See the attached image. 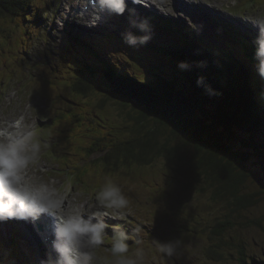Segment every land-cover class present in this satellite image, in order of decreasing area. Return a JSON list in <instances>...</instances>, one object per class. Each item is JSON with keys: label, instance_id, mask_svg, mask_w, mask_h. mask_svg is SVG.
<instances>
[{"label": "rangeland", "instance_id": "374dc122", "mask_svg": "<svg viewBox=\"0 0 264 264\" xmlns=\"http://www.w3.org/2000/svg\"><path fill=\"white\" fill-rule=\"evenodd\" d=\"M37 1L40 0L29 1L25 5V12L15 8L13 14L0 13V130L5 129L10 122L23 117L26 130L33 133V142H39L40 149L36 159L26 170L28 180L35 184H48L61 194L63 204L56 207L58 211H64L68 215L77 214L83 210L86 216H91L94 212L92 206L96 205L94 202L95 193L101 186L107 180L118 184L129 203L123 209H107L109 217L112 218L109 226L121 225L131 235L136 231L142 233L141 230L147 227L146 221L162 223L150 233H142L144 235L142 243L138 244L140 240L138 234L131 243L128 242L129 248L132 245L129 253H142L144 264H162V258L157 251L155 241L173 239H179L181 243L172 258H163L167 264H240L239 260L243 258L239 255L240 251L246 257L254 259L257 264H264V172L261 169V166L264 168V143L261 146L264 135L256 133L253 138H250L255 150L260 152H258L257 159L252 158L246 168H243L249 172L243 192L258 193V203L247 211L237 210L233 213L226 207L227 197L212 198L215 189L211 186L208 172L204 171L208 170V167H199L196 154H193L194 151L191 149L193 144L184 143V149L190 156V160L185 157L189 162L186 166L187 170L182 171L175 165L176 159L170 155L171 145L167 144V152L163 153L162 149L159 154H154L155 160H152L151 164L147 166L131 165L132 167L129 166L131 167L129 168L123 158L119 157L116 161L119 166L116 172L104 171L100 173L98 167H95L91 174L82 170L78 176H84L87 183L81 186L78 181L74 183L72 177L69 176L72 175V170L66 172V167L62 165L68 162L78 168L82 165L78 163L79 158L69 157L67 152L60 148L62 138L73 142L75 150L80 142H88L87 137L91 135H97L95 140L99 144H103L100 142L102 139H108L107 146L113 147L116 142L120 141L118 143H121L125 140V127L134 125L133 117L140 115L137 112L138 107L133 104L132 97L129 96H126L128 100L123 102L124 104L114 105L102 102L105 92L102 91L103 95L100 90H96L95 94L89 98L73 97L69 94L67 86L73 74L68 67L67 59L70 58V53L85 56L81 49L71 45V41L78 43L75 37L82 42L86 40V45L91 43L105 45L110 56L122 64L130 63L128 68L131 72L135 70L146 72V69L149 68L153 72L160 73L161 71L152 67L153 64H160L159 58L153 51L156 50V46L171 45L172 43L171 38L161 32L165 30L163 25L173 23L182 29L195 31L199 39L210 40L214 46L225 50L226 47H230L232 49L230 55L234 57V51L243 52L242 46L234 36H232L234 39L228 36L223 25L228 26L231 30L238 28L248 36L254 33L258 38H261L259 33L264 35V0H255L251 4H248V0H149L147 6H138L137 4L136 6L145 14L138 18V15L134 13V18H146L149 21L152 38L147 44L135 47L127 45L121 35L129 30L138 36L142 35L136 29L130 28V13L127 10L123 15L104 12L101 14L104 17H101L100 23L96 22L94 25L92 23L91 31L94 33V37L89 35L82 37L78 28L85 20H91L93 17L88 11L85 12L88 15L84 17L80 15V11L86 8L85 0H61L58 4L59 0H53L54 5L50 4V7L58 10L54 12V15L50 11L48 17H43L39 7H33L36 6ZM57 6L58 8H56ZM230 10L240 14L237 15L240 19L236 21L230 18L231 16L228 14ZM37 14L44 22L55 24L56 28L50 26V32L46 34L45 30H42L40 34L44 40H40L35 31H32L26 23H22V25H26L24 30L29 31L31 35L27 42L22 29H18V27L21 25L23 15H26L28 24H33L35 28L38 25L41 27L40 22L33 18ZM158 16L160 18H157ZM166 21H170V23ZM174 32L172 33L174 34ZM108 33L116 35L118 38L115 41L107 40L105 43L103 40H106L105 36ZM174 36L175 42L180 43L181 38L175 34ZM22 39L26 42H23ZM255 46L257 53L256 40ZM55 85L58 87L55 88ZM262 86L264 87V85ZM102 89L105 88L102 87ZM59 105L60 109L56 111H62V113L56 114V116L60 115L58 119L76 125L73 137L65 135L67 130L49 125L50 111H53L52 108H59ZM90 105L93 107L90 108ZM64 107L70 110L76 108L79 115L87 119V122L82 127L80 126V130L76 129L79 125L73 119L75 112L69 111L67 108L63 111ZM209 109L213 110L212 104ZM186 119L188 123L185 128L188 129H193L200 123L196 114H189ZM168 127L170 126L167 125L166 130ZM203 127H210V125L207 124ZM204 128L201 126L197 135H195V131L192 133L194 142L209 138V134L204 133L206 131ZM93 130L94 132L89 135ZM259 132H262L261 127ZM54 133L56 139L52 144L57 149L53 153L49 148V143ZM211 133L217 135V130L211 131ZM238 133L245 139L249 138L242 132ZM142 135L143 137L140 135V139L143 140L146 135H149V132ZM159 135L158 133V137ZM182 136L187 138V135ZM227 141L229 140L221 141L223 148H229ZM121 147L123 146L119 144L118 148ZM206 147L207 145H205ZM102 149L103 153L94 155L93 158L95 156L102 157L105 154V147ZM233 149L235 153H241L238 146H234ZM233 149L223 152L214 147L212 151L220 159L218 162L225 164L233 161V157L230 155L233 154ZM249 151L252 152L250 149ZM186 160H184L185 163ZM207 178L210 185H208ZM174 181L177 183L175 184ZM219 182L221 185L227 184L228 179L220 176ZM162 183H165L166 189L163 188ZM85 185H89V187H85ZM225 191L228 199L235 201L231 198L233 194L226 189ZM151 204L160 206V209L152 207ZM235 208L232 206V209ZM120 211L125 213L120 214ZM44 214L50 216L47 213ZM3 225L4 228L7 227V225ZM107 230L106 233H108ZM212 241L218 245L231 243L230 246L221 250L223 259H213L211 255L212 248H214ZM35 242L37 246H41L36 240ZM110 246L111 243L108 244L104 240L103 245L94 250L96 264H106L114 259L108 251ZM20 252L26 254L23 250L16 249L14 257ZM32 258H24L22 254L18 255L19 264H33Z\"/></svg>", "mask_w": 264, "mask_h": 264}, {"label": "trees", "instance_id": "16d2710c", "mask_svg": "<svg viewBox=\"0 0 264 264\" xmlns=\"http://www.w3.org/2000/svg\"><path fill=\"white\" fill-rule=\"evenodd\" d=\"M29 1L31 2V0H0V13L13 14L15 8L25 12V5ZM254 1L248 0V3L251 4ZM50 4L54 5L53 0H40L33 7H39L43 17H48L50 11L54 15V12L58 10L51 8ZM231 13L237 14L235 11ZM25 16H22L21 25L18 29H22V33L28 42L31 35L29 31L24 30L28 24ZM35 20L40 22L41 19L37 16ZM22 23H26V25H22ZM38 26L37 28L40 29L39 32L41 33L42 29ZM163 27L165 30L161 32L166 33L171 38L172 43L171 45L156 46V50L153 51L162 63L159 67L164 66L162 73L144 72L142 70L131 72L128 68L130 63L122 64L110 56L105 45L92 43L86 45V40L82 42L74 36L78 43L71 41V45L81 49L85 56L70 53V58L67 59L68 67L73 74L68 84L72 96L91 97L96 90H100V92H105L102 102L114 105L125 102L119 101L121 98L124 99L129 96L132 97L131 101L134 104L144 107L150 116L147 117L140 113L139 117L134 119V125L125 127V140L121 143H118L120 141L116 142L115 147L107 146L108 139H102L100 142L103 144H99L95 140L97 135L88 136V142H80L75 150L73 149V142L63 138L60 141H62V145L67 147L69 157L79 158L78 163L82 165L77 168L78 175L82 170L91 174L95 167L99 168L100 173L104 171L116 172L119 168L116 163L119 157L123 158L128 167L131 165H150L152 160H155L154 154H159L162 149L164 150L163 153L167 152V144L171 145L170 155L176 159L175 165L182 171L187 170L186 166L189 162L186 158L190 160V156L184 149V143L193 144L191 149L194 151L193 154H196L199 167H208V170L204 171L208 172L211 186L215 189L212 198L227 197L226 207L231 213L237 210L247 211L250 207L255 206L259 199H257L258 193L243 192L244 184L249 176V172L243 168H246L252 158L257 159L258 152H260L255 150L250 138H253L256 133L264 135V97L261 95L263 93L261 81H264V77L259 74L260 61L259 65L252 62L249 52L245 50L250 44L256 52L255 40L253 37L249 39V36L243 32L239 33L238 28L231 27V30L226 26L227 33L231 31L247 40L246 44H244L245 41L241 43L246 45L242 47L243 52L234 51L233 57L230 55V51H232L230 47H226L225 50L214 46L210 40L199 39L195 31L182 29L173 23L163 25ZM172 32L181 38L180 43L175 42V36ZM79 33L83 37L84 34ZM105 37L106 40H103L105 43L107 40L115 41L118 38V36L109 35V33ZM236 39L240 38L236 37ZM22 40L26 42V40ZM179 61L188 62L191 65L190 69L180 70L177 67ZM201 61L205 62V67L198 66ZM198 76H203L205 85H209L220 95H208L203 87L197 86L196 79ZM102 87L105 89L103 90ZM211 104L213 110L209 109ZM65 109L64 107L63 111ZM75 111L77 112V110ZM57 113L61 114L62 111ZM52 114L56 115V113ZM52 114L50 113L48 118L49 125L54 123ZM189 114H196L200 119V123L193 129L185 128L188 123L186 117ZM77 118L79 126L76 129L80 130V126L82 127L87 119L80 116L78 112ZM207 124L210 127L204 128L203 126ZM167 125L170 127L166 130ZM201 126L206 130L204 133L209 134V138L194 142L192 133L195 131V135H197ZM260 127L262 132H259ZM215 130H217V135H212L211 131ZM93 132L94 130L89 135ZM148 132V136L146 135L143 140L140 139V135L143 137L142 134H148ZM238 132L244 133L249 138L241 137ZM158 133L160 134L159 137ZM182 135H187V138ZM223 140H229L227 141L229 148L222 147L221 141ZM262 141L261 146L264 143V140ZM119 144L123 147L118 148ZM205 145H207L206 148ZM234 146H238L241 153H235ZM102 147H105V154L102 157L95 156L93 158L94 155L103 153ZM214 147L223 152L233 149V154L229 153L233 157V161L225 164L219 163L220 159L212 151ZM261 169L264 172L262 166ZM220 176L227 178L228 183L222 184V186L219 182ZM72 179L74 181L75 178ZM84 179V176H78V179L75 180L81 186L87 183ZM209 179L208 185H210ZM174 183L177 182L174 181ZM225 189L233 194L231 198L235 201L228 199ZM248 205L250 206L248 207ZM232 206L236 208L232 209ZM226 218L228 219L227 216ZM156 225H160V223H156ZM212 245L214 246L211 252L213 259H223L220 252L226 246H230L231 243L218 245L212 241ZM239 255L243 257L239 260L240 264H257L254 259L246 257L242 251L239 252ZM11 257L17 259L18 255L14 257V254L11 253Z\"/></svg>", "mask_w": 264, "mask_h": 264}, {"label": "clouds", "instance_id": "9594fccd", "mask_svg": "<svg viewBox=\"0 0 264 264\" xmlns=\"http://www.w3.org/2000/svg\"><path fill=\"white\" fill-rule=\"evenodd\" d=\"M96 4L100 12L123 15L126 10L129 11L130 28L142 35L138 36L130 30L122 33L127 45L135 47L151 40L149 21L134 18V10L127 8L128 0H96ZM100 19V14L95 15L93 25ZM257 45L256 55L261 65L259 74L264 77V37L258 38ZM198 66L205 67V62L201 61ZM177 67L188 70L191 65L179 61ZM204 82L203 76L197 77V86L203 87L208 95H220ZM261 95L264 97V93ZM39 149V142H33V133L26 130L23 117L0 130V223L9 220L34 221L43 213L52 215L57 211L54 206L63 204L61 194L54 188L45 183H32L26 177V170L36 159ZM95 202L104 209H123L129 203L121 187L112 180H107L95 193ZM106 215V212L97 211L86 216L81 210L77 214L61 215L54 219L52 250L55 258L50 264H95L94 250L103 245L106 229L109 228L103 219ZM112 233L108 251L114 259L106 264H144L142 253H129L130 237L123 226H112ZM180 243L179 239L155 241L162 264H167L164 257L170 259L176 254Z\"/></svg>", "mask_w": 264, "mask_h": 264}, {"label": "bare ground", "instance_id": "6f19581e", "mask_svg": "<svg viewBox=\"0 0 264 264\" xmlns=\"http://www.w3.org/2000/svg\"><path fill=\"white\" fill-rule=\"evenodd\" d=\"M89 1H96V0H85L86 7L89 10H93V7L90 5ZM137 4H138V6H140V5L147 6V0H141L140 2H135V1L128 0L127 6L129 5V6L133 7V8H130V9L134 10V13L136 15H138L137 17L139 18L140 15L145 14V13H143V11L138 6H136ZM37 16H38V14L35 17H33V18L35 19ZM101 17H104V16L102 15ZM158 17L160 18V16H158ZM166 22L169 23L168 21H166ZM27 26L29 28H31L32 31H35L36 36L40 40H44V38L42 37V34H40V32H39L40 31L39 28H35L33 26V24H27ZM40 26H41V29L42 30H45V34L47 32H50V29H51L50 26H53L54 29L56 28L55 27V24H48V23L44 22V20H40ZM223 28L226 29V25H223ZM220 33H221V31H220ZM252 35H255V34L252 33ZM220 36L222 37V34H220ZM259 36L260 37H264V35L261 34V33H259ZM37 102H39V101H37ZM52 109H53V111H50V113L52 112V113H56L57 114V111L56 110H59L60 109V105H59V108L57 107V108H52ZM67 110L72 111V112H75V116H73V119H75V123H78L77 112L75 111L77 109L74 108L73 110H70V109L67 108ZM52 119L54 120V123L51 124L52 127H55L57 129H61V130H67V134H65V135H68V137H73L74 136V133H75L74 126H76L75 124H72V123H69V122H65V121H60L58 119V116H56V115L53 116V114H52ZM57 134H58V131H57ZM55 139H56V135L54 133L53 136L50 138V141L51 142L49 143L50 144L49 148L52 150L53 153L57 149L52 144V142H54ZM53 146H54V149H53ZM60 148L64 152H67L68 153L67 147L65 145L60 146ZM65 162H67V161H65ZM67 163L62 164V165H64L66 167V172L72 170V175H69V176H71L72 178L78 179L77 168L75 166H73L72 164H70V163L67 164ZM66 175H68V174H66ZM75 179H74V183L76 182ZM87 186L89 187V185H85V187H87ZM162 186H163V188H165V183L164 184L162 183ZM163 188H161V189H163ZM58 206H59V204L55 205L54 207H58ZM151 206L152 207H155L157 209L160 208V206H155L153 204H151ZM92 210L94 212H97V211H99V212H106L107 215L104 216L103 219L108 224L111 222L112 218H111V216L109 217V215H108L109 210L104 209V208H101L97 203H96V205H93L92 206ZM119 213L120 214H124L125 212L124 211H120ZM53 215H55L54 216L55 218L54 217L47 216L46 214L43 213V214H41L39 216L38 219H36L34 221L9 220V223H10V221H12V222H14V225L13 226H8L7 225V227H5V230L6 231L2 229L3 230V233L1 232V234H0V251H1L0 260L3 259V264H10V263H12V264H19V259L18 258L17 259H13L11 257V253H13L14 256L16 255V253H14V251L16 249H19L20 251L23 250L26 254H29L30 255V256H28V255L20 252L19 254H22L24 256V258L25 257L30 258L32 256H33V258H35V260H36V257L38 259L40 258L39 259L40 260V263L39 264H42L41 263L42 256L44 255L45 250L49 249L48 250L49 256L51 255L52 241L54 239V219H58L61 215H67V214H65L64 211H58L57 210V211H55V214H53ZM53 215H51V216H53ZM105 217H107V218H105ZM161 224L162 223H160V225H156V223L146 221L147 227H145L141 231H142V233H145V232L150 233L151 230H153V229L161 226ZM0 225H1V223H0ZM36 225H38L39 227L44 226L42 233H38L37 228H36ZM162 226H164V225H162ZM111 227H112V225L109 226L108 230L106 229L108 233H106V235H105L107 237L106 238L104 237V240L108 244L111 243V237H112V234H113ZM142 233L140 231H136L135 233L129 235L130 238H129V241L128 242L131 243L134 240L136 234H138V236L140 238V240L138 241V244L142 243L144 241V235ZM33 237H34V239H33ZM45 238L48 239V241L50 242L51 246L46 242ZM19 239H20V242H19V244H17V240H19ZM35 240L41 246H39V245L37 246ZM131 248H132V245L129 248V252H131L130 251ZM19 254H17V255H19Z\"/></svg>", "mask_w": 264, "mask_h": 264}, {"label": "water", "instance_id": "95a60500", "mask_svg": "<svg viewBox=\"0 0 264 264\" xmlns=\"http://www.w3.org/2000/svg\"><path fill=\"white\" fill-rule=\"evenodd\" d=\"M155 69H157L158 71H161L160 73H162L163 72V70H164V66L163 67H154ZM58 87V85H55V88H57ZM68 87V86H67ZM69 94L72 96V94L70 93V90H69ZM80 96V95H79ZM81 98H89V97H81ZM126 100H128V99H126V98H124V99H122V100H120L121 102L122 101H126ZM134 104V103H133ZM136 105V104H135ZM137 107H138V110H137V112L140 114H143V115H145V116H147V117H149L150 115L148 114V112L146 111V109L144 108V107H141V106H138V105H136ZM93 106H91L90 105V108H92ZM136 117H133V120L135 119Z\"/></svg>", "mask_w": 264, "mask_h": 264}]
</instances>
